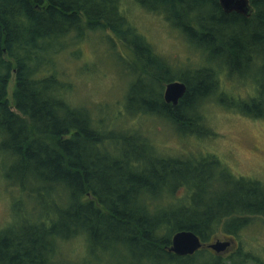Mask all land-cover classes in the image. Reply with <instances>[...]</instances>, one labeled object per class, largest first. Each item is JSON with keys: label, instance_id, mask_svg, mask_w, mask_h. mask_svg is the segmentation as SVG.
I'll return each instance as SVG.
<instances>
[{"label": "trees", "instance_id": "16d2710c", "mask_svg": "<svg viewBox=\"0 0 264 264\" xmlns=\"http://www.w3.org/2000/svg\"><path fill=\"white\" fill-rule=\"evenodd\" d=\"M133 1L164 16L209 64L184 73L171 65L132 23L126 0H0V163L17 212L0 232V264H228L207 249L178 257L173 237L236 240L264 220V182L236 177L216 158L161 157L139 128L111 131L116 124L72 99L75 84L50 58L88 33L122 45L141 70L117 120L156 116L185 135L202 133L211 99L264 120V0H250L251 18L226 14L217 0ZM224 73L249 78L256 94L233 102L221 92ZM173 82L188 88L176 107L164 99ZM74 241L84 246L78 262L65 252ZM253 257L240 249L229 261Z\"/></svg>", "mask_w": 264, "mask_h": 264}, {"label": "rangeland", "instance_id": "374dc122", "mask_svg": "<svg viewBox=\"0 0 264 264\" xmlns=\"http://www.w3.org/2000/svg\"><path fill=\"white\" fill-rule=\"evenodd\" d=\"M126 1L132 23L171 65H178L184 73L192 67H205L209 64L207 54L188 44L183 34L168 23L164 16L145 11L133 0ZM108 37L106 33H88L77 42L72 39L67 46H62L50 55L55 63L54 70L75 84L77 91L72 99L77 104L91 107L96 117L106 118L108 122L116 124L111 126V131L122 133L132 126L139 128L137 131L140 136L151 142V147L159 149L161 157L216 158L232 175L264 182V120L243 116L219 105L215 99L204 102L201 108L207 125L202 133L185 135L183 131L156 116H137L131 120L132 123L123 118L117 120L118 112L123 114L127 110L126 96L136 78V70L139 72L141 67L122 45H116V48L111 46ZM142 84L155 88V91L160 88L152 81ZM221 88L222 93L233 96H229L233 102L249 100L256 94V85L252 80L233 78L225 73L221 77ZM13 91L14 80L10 86L11 101ZM3 175L0 163V232L17 222L14 201L11 202L10 189L8 190ZM222 184L226 185L225 179ZM23 202V207L29 212L34 210L32 201L24 198ZM254 220L256 225L247 229L240 238L233 239V249L218 257L230 264L231 257L243 249L245 254L254 256V261L250 260L249 264H255L254 258L264 259V220ZM217 240L224 242L229 239L219 236ZM69 248L73 253L69 249L65 252L73 261L78 262L77 259L84 252L83 242L74 241ZM198 263L204 264L203 259Z\"/></svg>", "mask_w": 264, "mask_h": 264}, {"label": "water", "instance_id": "95a60500", "mask_svg": "<svg viewBox=\"0 0 264 264\" xmlns=\"http://www.w3.org/2000/svg\"><path fill=\"white\" fill-rule=\"evenodd\" d=\"M226 14H239L251 18L254 8L250 0H217ZM187 86L181 82H173L167 85L164 99L169 105L178 106L187 93ZM235 245L234 240H215L211 244H204L200 237L193 232L182 231L177 233L172 240L169 252L178 257H192L204 248H208L217 255L227 253Z\"/></svg>", "mask_w": 264, "mask_h": 264}, {"label": "flooded vegetation", "instance_id": "af4514ba", "mask_svg": "<svg viewBox=\"0 0 264 264\" xmlns=\"http://www.w3.org/2000/svg\"><path fill=\"white\" fill-rule=\"evenodd\" d=\"M231 240H233V239H231ZM235 240V239H234ZM234 247V246H233ZM233 247H231L230 248V250L229 251H231V249H233ZM236 248H238V245L236 246ZM204 249H207L210 253H212V254H214L215 256H217L213 251H211L210 249H208V248H204ZM262 261H263V263H264V259H262Z\"/></svg>", "mask_w": 264, "mask_h": 264}]
</instances>
